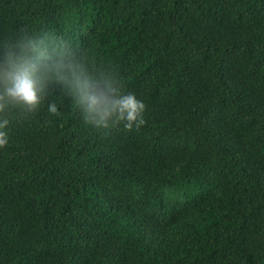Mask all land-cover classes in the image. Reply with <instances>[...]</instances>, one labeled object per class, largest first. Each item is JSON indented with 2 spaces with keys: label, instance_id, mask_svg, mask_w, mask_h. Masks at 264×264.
I'll return each instance as SVG.
<instances>
[{
  "label": "trees",
  "instance_id": "1",
  "mask_svg": "<svg viewBox=\"0 0 264 264\" xmlns=\"http://www.w3.org/2000/svg\"><path fill=\"white\" fill-rule=\"evenodd\" d=\"M146 105L127 130L61 97L10 117L0 264H264V0H0Z\"/></svg>",
  "mask_w": 264,
  "mask_h": 264
},
{
  "label": "clouds",
  "instance_id": "2",
  "mask_svg": "<svg viewBox=\"0 0 264 264\" xmlns=\"http://www.w3.org/2000/svg\"><path fill=\"white\" fill-rule=\"evenodd\" d=\"M57 87L78 105L87 126L133 130L146 123L144 101L93 57L54 32L13 30L0 37V149L9 143L13 114H35L45 105L60 114L62 100L50 98Z\"/></svg>",
  "mask_w": 264,
  "mask_h": 264
}]
</instances>
